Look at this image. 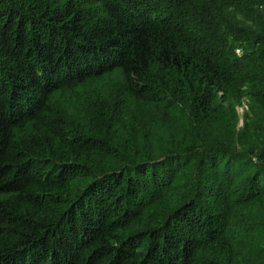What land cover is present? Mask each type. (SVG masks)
Instances as JSON below:
<instances>
[{
  "label": "trees",
  "instance_id": "obj_1",
  "mask_svg": "<svg viewBox=\"0 0 264 264\" xmlns=\"http://www.w3.org/2000/svg\"><path fill=\"white\" fill-rule=\"evenodd\" d=\"M0 264H264V0H0Z\"/></svg>",
  "mask_w": 264,
  "mask_h": 264
},
{
  "label": "rangeland",
  "instance_id": "obj_2",
  "mask_svg": "<svg viewBox=\"0 0 264 264\" xmlns=\"http://www.w3.org/2000/svg\"><path fill=\"white\" fill-rule=\"evenodd\" d=\"M94 14V13H93ZM237 52L239 51V48H236ZM84 100V99H83ZM87 104V103H86ZM89 106V104L87 105V107ZM237 109V121H236V126L237 127H241L244 124L245 121V116L249 110V106L246 103V101H244L241 105H237L236 106Z\"/></svg>",
  "mask_w": 264,
  "mask_h": 264
}]
</instances>
